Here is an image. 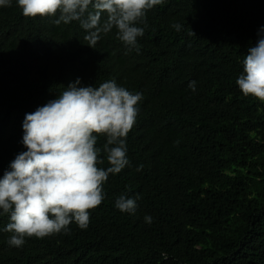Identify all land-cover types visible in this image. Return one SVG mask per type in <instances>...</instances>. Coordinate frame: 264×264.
<instances>
[{
	"label": "trees",
	"instance_id": "16d2710c",
	"mask_svg": "<svg viewBox=\"0 0 264 264\" xmlns=\"http://www.w3.org/2000/svg\"><path fill=\"white\" fill-rule=\"evenodd\" d=\"M55 19L25 17L16 0L0 7V178L26 151L25 114L77 78L142 94L129 165L109 176L87 229L73 222L17 248L0 216V264H264V102L235 83L264 0H165L147 13L139 52L115 29L90 48L78 22ZM121 194L138 197L134 213L115 208Z\"/></svg>",
	"mask_w": 264,
	"mask_h": 264
},
{
	"label": "clouds",
	"instance_id": "9594fccd",
	"mask_svg": "<svg viewBox=\"0 0 264 264\" xmlns=\"http://www.w3.org/2000/svg\"><path fill=\"white\" fill-rule=\"evenodd\" d=\"M164 2L16 0L25 17H56V25L78 22L90 48L115 29L121 44L137 52L138 38L147 27V13ZM11 4L12 0H0V7ZM172 27L180 31L182 25L175 23ZM242 66L235 80L240 92L264 102V27L257 32L255 46L248 47ZM195 84L189 83L192 91ZM142 99L141 93L129 91L115 79L98 86H81L77 78L56 99L25 114L21 142L26 151L15 156L0 178V216L8 218L2 230L11 234L9 246L22 247L26 238L61 232L68 235L73 222L87 229L89 210L105 199L103 186L109 176L129 165L127 136L136 123ZM101 137L106 141L102 147L98 146ZM102 152L107 167H101L105 163ZM136 199L121 194L114 206L121 213H134ZM144 219L152 222L151 216Z\"/></svg>",
	"mask_w": 264,
	"mask_h": 264
}]
</instances>
